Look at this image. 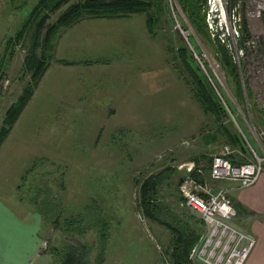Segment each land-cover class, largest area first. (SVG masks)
Masks as SVG:
<instances>
[{"label":"rangeland","instance_id":"obj_1","mask_svg":"<svg viewBox=\"0 0 264 264\" xmlns=\"http://www.w3.org/2000/svg\"><path fill=\"white\" fill-rule=\"evenodd\" d=\"M37 2L0 0L4 49ZM258 2L206 0L201 9L213 43L196 30L177 0L162 2L163 11L152 31L145 14L102 18L109 19L104 23L109 25L93 33L94 46L97 42L98 46L91 49L81 42L83 46L69 58L106 60L108 65L100 69L110 74H83L74 89L66 87L68 81L77 82L74 74L64 79L49 74L44 81L43 74L10 127L3 123L6 110L33 85L30 72L22 67L31 45L29 23L20 42L9 47V53L0 54V130H8L0 142V174L21 203L37 209L44 218L43 247L53 250V264H60L65 245L79 243L89 247L86 258L93 262L104 226L102 264H175L171 254L176 233L147 216L140 206V187L149 178L157 214L166 213L173 227L191 236L188 260L204 264L206 253L203 256L201 251L209 227L183 204L178 184L183 165L198 154L206 158L217 153L224 137L222 133L216 140L212 137L216 147L204 154L190 136L180 137L189 120L202 113L188 98L193 96L185 83L189 75L177 50L180 46L188 49V63L208 80L233 116L228 114L225 124L243 134L248 149L258 152L251 139V135L257 139L255 130L262 129L259 117L264 118V6ZM258 6H262L261 22L255 18ZM63 7L57 11L41 7L47 13L44 24L53 23ZM86 19L97 18L80 21ZM66 29L54 36L52 62L58 60L54 56L57 38ZM215 38L227 50L237 81L218 60ZM207 116L210 123L206 120L203 127L211 124L212 117ZM14 129L19 136L10 138ZM16 148L22 152L18 154ZM262 167L264 172V161ZM66 219L74 220V226L84 232L67 230Z\"/></svg>","mask_w":264,"mask_h":264},{"label":"trees","instance_id":"obj_2","mask_svg":"<svg viewBox=\"0 0 264 264\" xmlns=\"http://www.w3.org/2000/svg\"><path fill=\"white\" fill-rule=\"evenodd\" d=\"M69 1L70 0H38V2L32 8L29 17L27 18L28 20H26L22 27L14 33L13 37L8 38V43L6 42L5 47L7 52L9 47H12L13 49L16 43L20 42L23 37L22 31H24V27L29 23L28 27L31 29V45L28 55H26L23 60L22 67L24 72H30V81H32L33 85L27 86L18 96L16 102L11 104L6 110L3 123L9 125V127L12 125L16 116L31 96L33 87L42 77L45 69L51 61L53 39L54 36L58 35L62 28H68L85 17L114 18L120 17L122 15L128 16L132 13H141L145 14L148 30L152 31L153 24L158 21L160 13L163 11L162 2H165L166 0H77L74 3L68 4ZM177 1L180 4L182 10H184V12L187 14L191 23L195 26L196 30L204 37L209 39L208 34L205 31L204 11L201 9L205 6L206 0ZM41 7H46L47 11H57L61 7L63 8L58 13L56 20L53 23L45 25L44 21L47 17V13H42ZM210 41L212 42V40ZM215 46L218 60L224 66L226 65L227 72L229 73L228 75H230L234 81H237V74L235 73L234 66L231 64L232 62L230 56L218 38H215ZM177 53L178 57L182 59L181 61L183 63V67L188 72L189 79H185V83L191 86V93L194 100L198 103L199 107L205 114H208L212 117V126H214V130H216V133L213 134V140L218 138V134H223L222 136L224 139L221 142V146L229 145L237 149L241 154L246 156V158H249V149L245 144L243 136L236 130L229 128V125L225 124L226 121L229 120L228 114L230 115V111L216 96L208 80H206V78L202 76L194 66L188 63V49L184 46H180L177 50ZM57 61L62 64H68V62L63 60ZM2 64L3 61H0V79L2 78ZM236 98L240 101V96H236ZM257 105L256 110L260 111L259 105ZM259 124L261 128L264 129V118L259 117ZM215 125H217V128L219 129H215ZM7 131L8 130L6 128H1L0 142L3 139V135H5ZM199 155L200 154L195 156L193 162H195L196 165L201 166L204 173H206L213 155L206 158L204 156L202 158ZM233 160L234 158H232V162ZM244 160L245 158L241 157V159H238V163ZM204 161L205 163H203ZM154 192L152 179L149 178L144 183H142L140 187V206L145 211L147 216L156 219V221H158L160 224L170 229L173 234L176 233L175 235L177 236L173 235L172 237V244L174 246L171 256L173 262L175 264H191L187 257L192 243L191 236L182 234L179 229L173 227L167 221L168 219L165 216L167 215L166 213H164L162 216L157 214L159 209H157L151 201V199L155 197ZM181 199L184 204L183 198ZM162 212L163 211H161L160 214ZM201 222H203L202 219ZM74 224V220H64V225L66 226L67 230L84 232L81 227L77 228V226L75 227ZM105 227L106 226L102 227L101 232L97 237L100 246L93 262H89V260L86 258V255L89 252V247L86 245L82 246L79 243L76 245L69 244L63 247V254L60 264H102L104 261V242L106 239V234L104 232Z\"/></svg>","mask_w":264,"mask_h":264},{"label":"crops","instance_id":"obj_3","mask_svg":"<svg viewBox=\"0 0 264 264\" xmlns=\"http://www.w3.org/2000/svg\"><path fill=\"white\" fill-rule=\"evenodd\" d=\"M107 20L109 19H86L63 30L55 43L54 56H56L55 59H63L69 64H62L56 60L52 62L53 60H51L52 63H49L43 73V81L47 79L49 74L56 77L60 75L61 79H64L66 74H74L77 82L68 81L66 85V87L74 89L76 87H73L74 83H79L83 79L81 78L83 74H110L108 71L103 72L100 69L102 64H106V60L69 58V55H76L77 49L83 46L81 42L90 44L91 49L97 47L98 42L94 46L93 36L95 35L93 33H98L97 27H107L109 24H104ZM66 39L67 41L64 42L63 40ZM4 52L6 53V48L4 49L3 45H0V54H4ZM66 55L67 57H65ZM188 98L191 105L199 109L202 115L197 114L198 117L190 119L188 129L182 130L179 135L180 137L190 136L192 141L199 143V147H201L198 149L199 152L205 153L208 149L216 147L211 142L213 137L212 122L203 127L205 122L210 123V118L201 110L198 103L194 102L193 96H188ZM16 135L19 136L18 131L14 129L10 138L11 136L15 138ZM251 139L258 149L256 152L263 155L259 141L254 135H251ZM3 147L5 148V145ZM16 152L19 154L22 151H18L16 148ZM233 163L237 164L238 158L234 157ZM214 186V189L223 188L226 190L227 197L236 211L232 220L233 224L237 228L247 231L255 240L254 246L243 264H264V172H261L253 185L246 188H240L235 183L228 181L215 182ZM10 191L12 192V189ZM10 191L3 175L0 174V264H53L54 258L51 253L53 250L50 252L43 247L46 231L44 218L37 209L27 207V204L21 203L17 199L18 197Z\"/></svg>","mask_w":264,"mask_h":264},{"label":"built area","instance_id":"obj_4","mask_svg":"<svg viewBox=\"0 0 264 264\" xmlns=\"http://www.w3.org/2000/svg\"><path fill=\"white\" fill-rule=\"evenodd\" d=\"M262 6L257 7L258 11L255 14L258 22L262 21L260 17ZM230 116L233 118L231 113ZM255 131L263 155L250 147L252 154L246 158L237 149L223 145L212 156L206 173L193 161L183 165V176L178 184V190L184 205L197 212L209 227L206 247L201 251L203 256L206 253L204 264H243L254 246L253 236L232 223L236 211L227 197L226 190L214 189L212 183L228 181L240 188H246L257 181L263 169L264 129ZM240 156L245 160L234 164L232 158L241 159Z\"/></svg>","mask_w":264,"mask_h":264},{"label":"bare ground","instance_id":"obj_5","mask_svg":"<svg viewBox=\"0 0 264 264\" xmlns=\"http://www.w3.org/2000/svg\"><path fill=\"white\" fill-rule=\"evenodd\" d=\"M258 4L259 5H264V0H261V4H260V2Z\"/></svg>","mask_w":264,"mask_h":264}]
</instances>
